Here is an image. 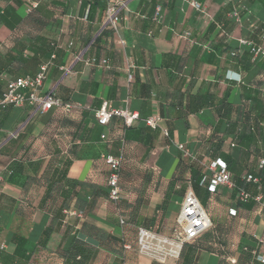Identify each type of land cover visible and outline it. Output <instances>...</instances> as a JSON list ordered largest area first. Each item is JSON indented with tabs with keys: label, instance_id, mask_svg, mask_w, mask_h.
Returning <instances> with one entry per match:
<instances>
[{
	"label": "crops",
	"instance_id": "1",
	"mask_svg": "<svg viewBox=\"0 0 264 264\" xmlns=\"http://www.w3.org/2000/svg\"><path fill=\"white\" fill-rule=\"evenodd\" d=\"M124 1L114 34L104 26V0H0V99L8 80L47 64L42 91L74 106L69 114H40L26 105L0 116V264H63L74 237L91 248L87 264L158 262L138 251L137 227L123 222L119 204L141 197L140 214L155 218L145 229H169L179 211L169 212L170 205L182 197H172L163 214L157 208L179 162L192 161L208 178L205 164L222 159L239 185L264 158V57L239 44L264 47L254 35L255 26L264 32V0ZM102 60L106 66L97 65ZM103 104L137 112L139 120L128 129L117 118L100 126L95 112ZM148 117L160 119L156 130L144 123ZM247 126L255 129L252 138L241 139L238 130ZM104 155L122 156L117 202L107 197ZM189 176L186 170L183 178ZM65 179L81 183L71 191L92 202L80 220L61 211ZM261 181L264 191V174ZM75 202L69 199L68 208ZM200 203L213 235L230 249L222 255L216 244L210 251L181 248L176 264H249L253 251L264 253L262 204L239 203L225 186ZM46 228L51 233L43 238ZM18 247L29 262L14 253Z\"/></svg>",
	"mask_w": 264,
	"mask_h": 264
},
{
	"label": "built area",
	"instance_id": "2",
	"mask_svg": "<svg viewBox=\"0 0 264 264\" xmlns=\"http://www.w3.org/2000/svg\"><path fill=\"white\" fill-rule=\"evenodd\" d=\"M30 1V0H27ZM105 2V17L104 26L114 34H117L120 28V14L126 10V2L124 0H104ZM191 6L196 10L200 9V5L196 1H191ZM32 8L36 6V2L31 1ZM159 7L156 8L155 15L157 16ZM236 15V14H235ZM123 45V41H119ZM241 46H248L249 52L253 58L264 56V47L255 44L248 39H240ZM92 64H96V60H90ZM106 61L102 60L97 65L106 66ZM47 64H42L38 72L33 76L19 77L8 80L6 88L0 99V105L3 107L21 108L26 105L34 109V113L44 114L51 109H58L64 114H69L74 109V106L68 102H64L51 92L44 93L42 87L46 79ZM112 118H118L122 121L125 127L132 126L139 120L137 112L129 111L128 109H113L103 104L95 112V119L100 126H106ZM160 119L157 117H148L144 120L146 126L155 129L159 127ZM164 135L167 136L166 131ZM105 139V135L101 136ZM177 149L181 154V158L187 160L190 155L183 145H177ZM102 161L108 168L107 186L108 198L113 202L120 199L121 188L119 186L120 171L122 159L110 155L101 156ZM264 164V160L259 161V168ZM205 170L210 171L208 191L214 194L219 187L233 188L230 173L228 172L225 163L216 159L205 164ZM247 182L256 183L257 180L251 176H247ZM239 202L253 201L262 204L264 210V194L258 192L251 195L243 190L237 192ZM230 215H234L235 211L230 210ZM65 218L73 217L82 219L83 213L73 208H67L63 211ZM175 228L172 230V238H160L156 234V230L138 228L137 230V248L140 253L152 257L158 262L164 261L166 257L178 258L181 248L184 244H188L197 239L202 233L210 228L211 223L209 215L199 200L194 195L189 187L180 201L179 211L175 219ZM128 248V247H126ZM253 257L264 264V253L252 252ZM233 263L234 261L231 260Z\"/></svg>",
	"mask_w": 264,
	"mask_h": 264
},
{
	"label": "trees",
	"instance_id": "3",
	"mask_svg": "<svg viewBox=\"0 0 264 264\" xmlns=\"http://www.w3.org/2000/svg\"><path fill=\"white\" fill-rule=\"evenodd\" d=\"M226 10H228V9L226 8ZM104 11H105V2H104ZM255 34H257V36H259V39H260L259 41L264 40V32L261 30V27L255 26L254 35ZM255 44H258V43H255ZM248 54L251 57H253L249 51H248ZM231 55L234 57L237 56L236 52H232ZM55 96H57V95H55ZM57 97L60 98L59 96H57ZM60 99H62V98H60ZM9 108H11V107H3L2 105H0V116H2V114H4ZM130 127H125V128L128 129ZM153 130H156V129H153ZM254 130H255L254 127L247 126V128L238 130V132H239L238 134L241 137V139L252 138ZM118 157H120L122 159V156H118ZM214 160H216V159H214ZM220 160H222V159H220ZM260 160H264V158L263 157L259 158L257 165L254 169V172L246 174L245 176H243L241 183L239 185L233 184L232 191L234 192V196H235V199L237 201H238L237 192L239 190H243V191H245L251 195H254L258 192H261L262 194H264L263 183L261 181V175L264 174V164L261 166V168H259L258 166H259ZM223 162L225 163L226 168L228 170L226 162L225 161H223ZM68 165H69V162H66L65 166H68ZM177 169H178L177 176L174 177L171 180V182L168 184L167 190L163 195L162 202L157 208V210L159 212H161L162 214L167 211L171 198L172 197H177V198L183 197L186 190L189 187L193 191L196 198L200 201L203 198H206L212 194L208 191L209 179L206 176L200 174V170L198 168H196V166H194L192 161L179 162L177 165ZM186 170L189 171V175H190L188 180H185L183 178ZM12 174H13V171L10 170L7 172V176L5 174L4 178L7 181H11ZM247 176H251L252 178L256 179L257 182L256 183H253L252 181L247 182L246 181ZM120 178H121V171H120ZM65 180H66L65 183L68 187L67 188L68 190H66L65 194L61 195L63 197V203H62L63 205L61 206L62 213L65 209L68 208V200L71 199L72 197H75L76 198L75 208L78 209L79 211H81L83 213V217H84V215H86L87 211L90 209L92 202L87 203L86 201L79 199L77 197L76 192L71 191V189H73L74 187L82 185L81 183H79L77 181H73V180H68V179H65ZM148 181H149V177L144 176L143 185L145 186V184ZM119 185H121L120 179H119ZM107 197H108V194H107ZM239 203L252 204L255 202L248 201V202H244V203L243 202H239ZM141 204H142L141 197L139 199L135 200L134 203H132V204L125 203L124 206H122V204H119V207L122 208L121 213L125 217V220H123V222L127 223L128 225H131L135 228L137 227V230H138V228H147L150 225H153L155 222L154 217H152L151 219H147L145 217H142V215L139 212ZM50 233H51V229L46 228L42 233V237L47 238L50 235ZM92 233L94 236H96L97 238H99L101 240L105 239L106 235L100 229L95 228V229H93ZM25 242H26L25 240L20 241L18 243V246L21 248V246H23V244ZM100 242H102V241H100ZM44 243H45V241H44ZM225 243H227V242H225L223 240L221 241L220 239H217L213 235L212 230H211V226H210V228H208L204 233H202L193 242L188 243V244H184L182 247V251L185 249L190 250V251L195 250V249H205V250L210 251L213 249L212 244H216L218 246L217 247L218 253L223 255L224 252H226L228 249H230V245H229V247L224 246ZM19 247H18V250L16 248L14 253L16 255H18L19 257L23 258L26 261V263L29 262L30 261V255L29 256H22L23 254H21V252H20L21 249H19ZM243 250L247 251V253H249V255L251 257V248L244 247ZM33 251H35V249ZM90 253H91V248L87 247L79 238L74 237L71 240V243H70L69 247L67 248V250H64V262H63V264H87ZM181 255H182V253H181ZM193 262H194V259L190 258V259H186L184 264H193ZM151 264H159V263L154 261ZM249 264H263V263L257 261L255 258H252L250 260Z\"/></svg>",
	"mask_w": 264,
	"mask_h": 264
},
{
	"label": "rangeland",
	"instance_id": "4",
	"mask_svg": "<svg viewBox=\"0 0 264 264\" xmlns=\"http://www.w3.org/2000/svg\"><path fill=\"white\" fill-rule=\"evenodd\" d=\"M180 204H176L174 201L171 203L170 208H169V212H176L179 209ZM171 228L169 229H165L164 226L160 227L158 230H156V234L164 239H171L172 237V230L176 227L174 222L173 224H171ZM167 261H174V264H176V258H170V257H166V259L164 261H161L159 264H167Z\"/></svg>",
	"mask_w": 264,
	"mask_h": 264
}]
</instances>
